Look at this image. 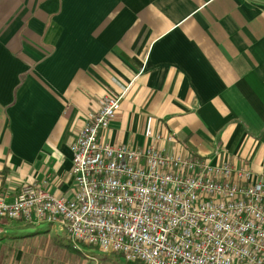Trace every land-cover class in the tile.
<instances>
[{"label": "crops", "instance_id": "crops-1", "mask_svg": "<svg viewBox=\"0 0 264 264\" xmlns=\"http://www.w3.org/2000/svg\"><path fill=\"white\" fill-rule=\"evenodd\" d=\"M121 93L104 141L264 177V0H0V196L71 197L70 144Z\"/></svg>", "mask_w": 264, "mask_h": 264}, {"label": "built area", "instance_id": "built-area-1", "mask_svg": "<svg viewBox=\"0 0 264 264\" xmlns=\"http://www.w3.org/2000/svg\"><path fill=\"white\" fill-rule=\"evenodd\" d=\"M123 96L104 97L78 128L71 197L25 182L12 202L0 196V219L59 224L72 243L128 262L264 264V177L244 162L104 141Z\"/></svg>", "mask_w": 264, "mask_h": 264}, {"label": "rangeland", "instance_id": "rangeland-1", "mask_svg": "<svg viewBox=\"0 0 264 264\" xmlns=\"http://www.w3.org/2000/svg\"><path fill=\"white\" fill-rule=\"evenodd\" d=\"M16 234V241L6 238L0 242V264H140L128 262L118 253L104 254L76 245L59 224H46L36 233Z\"/></svg>", "mask_w": 264, "mask_h": 264}, {"label": "trees", "instance_id": "trees-1", "mask_svg": "<svg viewBox=\"0 0 264 264\" xmlns=\"http://www.w3.org/2000/svg\"><path fill=\"white\" fill-rule=\"evenodd\" d=\"M6 222H12V221H17V222H20L21 224H23L22 223V221H20V220H7V219H4ZM139 263V262H138ZM141 264V263H140Z\"/></svg>", "mask_w": 264, "mask_h": 264}]
</instances>
